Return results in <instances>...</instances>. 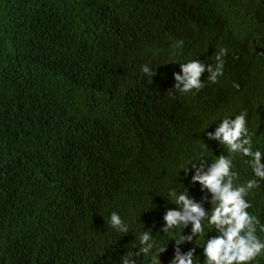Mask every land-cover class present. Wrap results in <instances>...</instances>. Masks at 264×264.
I'll return each mask as SVG.
<instances>
[{
	"label": "trees",
	"instance_id": "trees-1",
	"mask_svg": "<svg viewBox=\"0 0 264 264\" xmlns=\"http://www.w3.org/2000/svg\"><path fill=\"white\" fill-rule=\"evenodd\" d=\"M221 48L217 82L206 71L198 91L169 93L180 64L215 67ZM241 113L264 152V0H0V264H120L143 231L154 246L136 264L177 248L206 264L214 226L165 232L163 217L173 189L211 209L185 172L221 154L234 186L258 179L244 198L264 240V179L207 137Z\"/></svg>",
	"mask_w": 264,
	"mask_h": 264
},
{
	"label": "clouds",
	"instance_id": "clouds-1",
	"mask_svg": "<svg viewBox=\"0 0 264 264\" xmlns=\"http://www.w3.org/2000/svg\"><path fill=\"white\" fill-rule=\"evenodd\" d=\"M183 41H177L174 47L182 48ZM227 49L221 48L216 54V65H205L200 61L193 60L180 64L181 73H175L174 88L172 90L180 93H189L194 89L203 87L202 75L207 71L208 80L217 82L218 77L223 74L224 60ZM141 70L150 78L153 72L148 65H142ZM209 141H217L220 145H226L228 152L239 154L249 159L246 161L251 166L255 177L264 179V152L253 150L252 139L246 126V114L241 113L235 118H224L214 132H207ZM195 170L192 183H199L201 190L211 193L210 210H206L203 204L190 198L189 192H177L170 190L169 198L174 200L177 208H170L164 214L165 232L172 228L184 227L192 223L193 235L204 232V221L208 226H214L215 236L207 239L203 247V255L206 264H251L257 256L264 255V240L256 235V219L251 216L247 209L251 206L245 200V195L258 186V179H251L246 184L234 186L236 173L232 171V159L223 154L218 156L214 162L201 159L193 162L185 173ZM207 199V197L205 198ZM108 224L119 232L128 233L129 227L117 212H112ZM185 239L191 241L192 236H181L177 241ZM138 251L125 253L121 256L120 264H136L133 257L148 255L152 252V235L148 231L141 232L137 237ZM166 251L161 249V252ZM195 249L187 254H180L176 249L175 257L170 264H193ZM152 264H158L157 256L154 254Z\"/></svg>",
	"mask_w": 264,
	"mask_h": 264
}]
</instances>
